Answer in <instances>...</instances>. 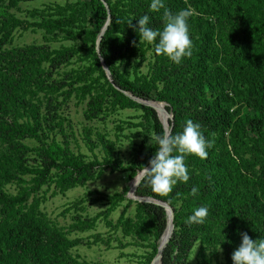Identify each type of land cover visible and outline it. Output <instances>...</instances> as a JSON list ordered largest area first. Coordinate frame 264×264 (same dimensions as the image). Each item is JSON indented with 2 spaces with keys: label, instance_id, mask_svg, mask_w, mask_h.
Returning a JSON list of instances; mask_svg holds the SVG:
<instances>
[{
  "label": "trees",
  "instance_id": "trees-1",
  "mask_svg": "<svg viewBox=\"0 0 264 264\" xmlns=\"http://www.w3.org/2000/svg\"><path fill=\"white\" fill-rule=\"evenodd\" d=\"M33 1L38 0H0V264H83L67 259L79 240L51 228L39 216L38 200L26 202L51 170L65 183L89 176L95 165L126 171L132 180L149 165L158 147L153 137L165 135V129L152 107L125 92L166 103L172 114L169 135L191 119L213 141L205 159L186 156L189 180L178 181L167 196L154 193L143 179L135 190L137 196L161 199L173 211V232L160 263L183 264L198 243V264L220 259L219 264H232L240 233L264 238V0H165L172 13L192 12V55L179 64L157 55L154 45L139 39L128 24L132 19L138 27V18L147 14L150 27L163 28L164 9L151 11V0H66L21 9V3ZM107 18L97 52L96 39ZM29 30L41 31L42 41L13 44L16 32ZM73 99L76 106L85 103L88 121L116 109L142 112L140 141L128 165L106 157L102 163L84 162L70 150L67 113ZM95 136L103 149L114 146L99 132ZM83 140L95 145L90 131ZM30 153L35 165L28 163ZM18 174L33 175L32 184L16 195L6 194L7 183L22 180ZM127 189L112 199L132 202L134 216L121 214L116 226L125 235L152 237L144 263L149 264L167 214L161 205L127 198ZM201 205L209 209L205 223L186 224L191 210Z\"/></svg>",
  "mask_w": 264,
  "mask_h": 264
},
{
  "label": "rangeland",
  "instance_id": "rangeland-1",
  "mask_svg": "<svg viewBox=\"0 0 264 264\" xmlns=\"http://www.w3.org/2000/svg\"><path fill=\"white\" fill-rule=\"evenodd\" d=\"M53 1L62 4L66 0H38L21 3L20 7L25 10ZM19 15L23 16V13ZM41 41V31H18L15 33L13 44L23 45ZM75 103V99L71 100L67 113L71 128L67 129L66 142L70 150L84 162L102 163L103 158L106 157L120 166L128 165L133 155V148L140 141L138 134L143 129L140 125L142 112L133 108L116 109L104 119L88 121L83 117L85 103L77 106ZM117 125L121 128L116 127ZM88 131L95 140V145L92 147L83 140ZM97 132L102 134L104 139L111 140L114 146L103 149L96 139ZM57 139L59 140L60 137ZM25 143L30 147L35 146L30 141ZM32 158H36L34 153L27 155L28 163L35 165L37 160ZM55 172L51 170L50 178L41 186L37 194L30 195L26 206L33 199L38 200L39 216L51 228L62 233L68 240H79V243L68 249L67 259L83 264H144L150 251L148 244L152 237L143 240L134 235H125L122 229L116 226L121 214L124 215L123 217L134 216L132 202L112 199V196L123 193L127 186L125 196L129 198L127 195L131 180L128 178V173L114 170L112 167L103 169L95 165L89 176L65 183L57 180L59 176ZM18 176L21 181L12 180L3 187L6 194L16 195L22 188L32 184L33 175L18 174ZM199 252L200 245L196 243L183 264H198ZM215 254L217 255V252ZM220 262L222 259L211 261L210 264Z\"/></svg>",
  "mask_w": 264,
  "mask_h": 264
},
{
  "label": "clouds",
  "instance_id": "clouds-1",
  "mask_svg": "<svg viewBox=\"0 0 264 264\" xmlns=\"http://www.w3.org/2000/svg\"><path fill=\"white\" fill-rule=\"evenodd\" d=\"M161 9H164L162 29L150 27V16L147 14L138 18V27L131 24L132 19L128 24L139 33V39L154 45L157 55L166 56L172 62L179 64L184 58L192 55L193 41L189 35L188 23L192 12L184 9L172 13L165 7V0H151V11L158 12ZM153 139L158 147L154 156L148 161L149 167H143L140 178L147 182L154 193L161 196L171 193L178 181L185 184L188 182L189 169L185 163L186 156L195 155L203 160L208 155L207 149L213 143L212 140L205 139L201 125L191 119L185 121L182 131L173 135H157ZM191 191L195 194L197 189L193 187ZM208 215L207 206L194 207L185 223L203 224ZM240 236L241 242L231 254L232 264H264V238L253 240L246 232L240 233Z\"/></svg>",
  "mask_w": 264,
  "mask_h": 264
},
{
  "label": "water",
  "instance_id": "water-1",
  "mask_svg": "<svg viewBox=\"0 0 264 264\" xmlns=\"http://www.w3.org/2000/svg\"><path fill=\"white\" fill-rule=\"evenodd\" d=\"M104 5L106 6L105 3H104ZM107 11H108V9H107ZM108 22H109V18H107V21H106L105 24L102 26V29H101V31L99 32V35L97 36V39H96V51H97V52H98V43H99V41H100V38H101L102 32H104L106 26L108 25ZM99 59H100V63H101V65H102V67H103V69H104V71H105L104 74H106L107 78H108L110 81H112L111 74H109L110 71H109L107 65L105 64V62H104V60L102 59V57L99 56ZM125 94L128 95L129 97H131L133 100H136L137 102H140V103H143V104H146V105L152 107L154 110H156V109H155V107H154L153 104H152L153 102L161 103V104H163L164 106L166 105V103H164V102L155 101V100H144V99H141V98L135 97V96H133L132 94H130V93H128V92H125ZM165 110H166V114H167V117H168L167 122H165V121L160 117V115H159L158 113H157V114H158V116H159V118H160V121L162 122V124H163V126H164V129H165V135H169L170 128H171V125H170V122H169V121L172 120V114H171L170 112H168L166 108H165ZM156 112H157V110H156ZM147 167H149V165H148ZM141 173H142V170L139 171V172L134 176V178H136V179L133 178V179L131 180V181L134 180L135 182H134L133 186L130 185L129 190H128V195H127V196H128L130 199L137 200V201H139V202H143V203H155V204L161 205V206L165 209V211H166V214H167V220L169 219V216H170V220H171V223H172V232H173V226H174V224H173V211H172L171 207L169 206V204L166 203V202H164V201H161V199H160V200H157V199L152 198V197H149V196H137V195L135 194V190H136V188H137V186H138V184H139V182H140V180H141V178H140V177H141ZM172 232H171V234H172ZM162 235H163V234H162ZM162 235H161V237H162ZM168 241H169V240H168ZM168 241H167L166 243H164V245H162V246H159V245H158L157 252H156L154 258L151 260L150 264L153 262V260H154L157 256H159V261H158V262L160 263V261H161V256H162V251H163L164 247L166 246V244L168 243ZM160 264H161V263H160Z\"/></svg>",
  "mask_w": 264,
  "mask_h": 264
},
{
  "label": "bare ground",
  "instance_id": "bare-ground-1",
  "mask_svg": "<svg viewBox=\"0 0 264 264\" xmlns=\"http://www.w3.org/2000/svg\"><path fill=\"white\" fill-rule=\"evenodd\" d=\"M152 104L155 107V109L157 110V113L160 115V117L165 122H167V118L168 117L166 116L167 114H166L165 106L163 104H161V103H158V102H153ZM134 182H135L134 180L131 181L130 185L133 186ZM171 231H172V223H171L170 216H169V219L167 220L166 228H165V230L163 232L162 237L159 240V246H162V245H164V243L167 242V240H168V238L170 236ZM158 261H159V256H157L153 260V262L151 264H160Z\"/></svg>",
  "mask_w": 264,
  "mask_h": 264
}]
</instances>
